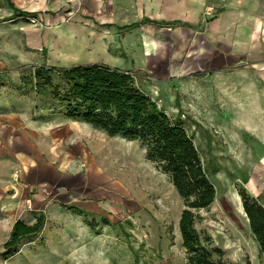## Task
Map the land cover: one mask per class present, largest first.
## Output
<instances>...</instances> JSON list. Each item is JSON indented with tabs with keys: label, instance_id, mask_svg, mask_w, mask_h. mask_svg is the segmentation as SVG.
<instances>
[{
	"label": "rangeland",
	"instance_id": "374dc122",
	"mask_svg": "<svg viewBox=\"0 0 264 264\" xmlns=\"http://www.w3.org/2000/svg\"><path fill=\"white\" fill-rule=\"evenodd\" d=\"M98 1L0 0V254L16 222L46 219L39 237L9 259L0 256V264H189L179 227L184 201L159 164L147 160L143 144L69 119L61 105L21 84L39 68L67 69L108 54L126 68L143 62L138 29L151 24H137L148 16L140 17L132 0H101L116 27H98L89 21H99L89 9ZM17 12L35 16L10 21ZM183 22L188 26L164 33L209 36L222 23L205 54L227 52L225 64L211 59L199 75L164 70L154 82L133 76L170 119L180 120L215 186L213 205L194 211L212 260L261 264L240 191L264 207V0H206L199 16ZM157 28L160 39L168 27ZM191 54L185 60L199 72L200 58ZM54 83L63 84L57 76Z\"/></svg>",
	"mask_w": 264,
	"mask_h": 264
},
{
	"label": "trees",
	"instance_id": "16d2710c",
	"mask_svg": "<svg viewBox=\"0 0 264 264\" xmlns=\"http://www.w3.org/2000/svg\"><path fill=\"white\" fill-rule=\"evenodd\" d=\"M30 16L35 14L17 12L10 21L16 17ZM143 24L188 26L147 18L137 26ZM104 27L110 29L113 26ZM55 76L63 84H55ZM21 84L29 86V90L40 97H49L61 105L69 119L80 120L104 131L109 137L140 141L146 149L147 160L159 164L184 201L186 209L182 213L179 227L183 247L189 254V264H216L212 260V252L203 246L194 227V211L213 205L216 200L215 186L207 175L193 138L180 120L170 119L137 86L131 74L105 64L77 65L67 69L42 67L35 70L33 78L23 77ZM17 89L23 90L21 86ZM214 172L217 173L216 170ZM240 197L250 231L258 246L261 264H264V207L245 190L240 191ZM45 226L43 215L34 225L16 222L11 239L4 245L0 256L4 259L15 256L20 246L39 237Z\"/></svg>",
	"mask_w": 264,
	"mask_h": 264
},
{
	"label": "crops",
	"instance_id": "0c3cea01",
	"mask_svg": "<svg viewBox=\"0 0 264 264\" xmlns=\"http://www.w3.org/2000/svg\"><path fill=\"white\" fill-rule=\"evenodd\" d=\"M132 3L136 5L135 8L136 10H138L140 17L145 14L150 20L167 23L179 22L185 17H197L201 14V12H203L204 7L206 6V0H132ZM89 6V9L92 8V11L97 10L96 17L97 20H99L96 21V18H93L89 21H91L92 23H96L98 27L100 26L102 28H105L104 25H112L114 28L116 27L115 22H113V12H105L106 10L105 8H103V6L106 7V4L102 3L101 0ZM187 6H190L194 9V13L192 15L188 14ZM74 13L76 12L74 11ZM73 16H75V14ZM56 21L58 22L59 19L57 18ZM183 23L187 24L186 22ZM221 24L216 23L215 25H213L210 29L209 36L205 32L194 33L193 31H189L190 36L186 32L185 34L182 33L184 31H180L179 33L171 36L169 35L170 33H164L170 32V28L168 27L167 29L159 30V32L163 35V37H161L160 39L155 38V32L158 31V26L146 25L140 27V29L136 27L143 34V40L139 38L136 39L137 43H139V40L142 43V48L137 45L138 54L142 53L143 56L141 58V60L143 61L142 63L134 61L131 63V67L126 68V61H122L121 59L112 57V54H108L106 56H102V58H104L105 60L92 61L87 64H105L110 66L111 68L118 69L121 72L129 73L132 76L136 73H140L143 75H147L148 81L149 78L153 79L154 74L156 75L161 71L164 72V70L165 73L184 74L191 71L192 73L195 72L194 74L199 75V73L204 72L203 70L210 68L209 66L212 64L210 62L211 59L214 60L213 65H216V61L225 64V60L229 58L227 57L229 53L225 51V54H212V57L211 55H209L210 58H206L208 54H205L209 53L207 52L209 50L208 48L209 46H212L210 41L211 38H213L212 34L219 33V26ZM122 25H125V23H122L121 26ZM127 26L128 25H125L122 28L124 29ZM243 36L246 37L245 41L248 42L246 44H249V42L251 41V35L249 31ZM184 37L188 38V40L190 41L189 45H192L193 47L192 52L186 50L189 45L182 42V39ZM191 53L196 54L197 57L200 58V60L197 61V69H200L199 72L196 71V67H193L195 69H189V61L185 60L187 56L192 55ZM124 55L125 54H121V56ZM194 74H188V77Z\"/></svg>",
	"mask_w": 264,
	"mask_h": 264
},
{
	"label": "built area",
	"instance_id": "2783aa9c",
	"mask_svg": "<svg viewBox=\"0 0 264 264\" xmlns=\"http://www.w3.org/2000/svg\"><path fill=\"white\" fill-rule=\"evenodd\" d=\"M76 0H68L69 3H74ZM149 81L154 82L155 80L152 78H149Z\"/></svg>",
	"mask_w": 264,
	"mask_h": 264
}]
</instances>
